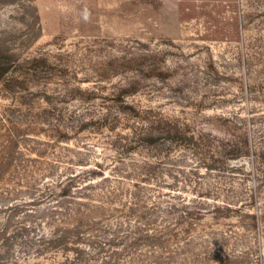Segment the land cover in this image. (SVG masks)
Segmentation results:
<instances>
[{
  "label": "rangeland",
  "instance_id": "obj_1",
  "mask_svg": "<svg viewBox=\"0 0 264 264\" xmlns=\"http://www.w3.org/2000/svg\"><path fill=\"white\" fill-rule=\"evenodd\" d=\"M104 184L90 264H264V0H0V264Z\"/></svg>",
  "mask_w": 264,
  "mask_h": 264
},
{
  "label": "trees",
  "instance_id": "obj_2",
  "mask_svg": "<svg viewBox=\"0 0 264 264\" xmlns=\"http://www.w3.org/2000/svg\"><path fill=\"white\" fill-rule=\"evenodd\" d=\"M146 121L148 122V124L151 123V125L153 124L156 125L154 131H157L158 134L162 136L160 137V140L165 139V137L171 139H177V138H182L180 135H186L183 133L182 130H180V128L177 126L176 122L174 121L171 122L168 120H164V118L162 117L153 118L152 120L148 119ZM154 131L148 132V129L144 130V128H141L139 129V131H135L133 133L135 137L139 139V141L154 144L156 141L159 140L158 135L156 137L152 135ZM187 138L189 140H192V135H189ZM229 154L232 155L233 153L230 152ZM223 156L224 153L223 155H219L217 157H223ZM210 158H212V160L215 161L212 155L210 156ZM204 167L206 169H213L212 166L205 165ZM67 183L70 184L71 180L68 181ZM69 184L67 187H66L67 184L62 185L61 189H63V191L62 193H60L61 196H66L68 192H70ZM103 187L105 188V193L104 192L102 194L97 193V195H94L98 198L99 203L103 205H96L92 203V202H96L95 200L92 201L90 198H88L90 200V203L93 204V206L92 205L85 206L82 203L73 202V201L69 202V205H71V207L63 208V206L61 207V205L58 206L60 210L59 212L61 216L60 224L62 228L58 231V233L51 232L49 235V239H47V241L49 242L46 244H49L50 248H53V245H51V243H55L57 246H60L62 252L65 255H64V261L59 264H90L92 258H90L89 254H87L88 259H85L82 256L83 250L78 248L79 245L83 244L84 246L86 245L88 249H91L93 248L92 245L94 244L93 242V239L95 238L94 233L102 232L103 234H106L108 236L107 232H105L104 230L102 231L99 230L96 227V225L101 226V224L103 225L107 224L104 222V218L106 214L107 217H110L106 221H110L116 217L115 215L112 214L113 210L114 212L116 210L115 209L107 210L105 208V205L118 204L121 206L122 204L121 201L117 198L118 195L115 193L112 187H109V185L107 186L106 184H104ZM108 188L110 189L108 190ZM101 210L105 211L106 213L103 212V215L102 213H98L101 212ZM96 214L99 215L96 216ZM97 219L99 220L97 221ZM111 226L112 225H110V227ZM113 232L114 235H112L111 237L117 238L119 235H121L119 234L120 232L119 229H114ZM102 245L105 246L106 242L100 243L99 245L100 249L97 252L101 254L103 253L105 254V256L109 257V255H106V251H103L104 248L101 247Z\"/></svg>",
  "mask_w": 264,
  "mask_h": 264
}]
</instances>
